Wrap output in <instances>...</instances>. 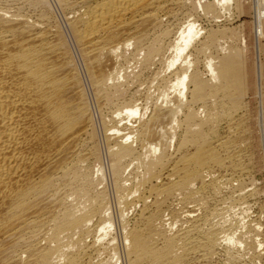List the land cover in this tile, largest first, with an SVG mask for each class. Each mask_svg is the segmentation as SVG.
I'll return each mask as SVG.
<instances>
[{"label":"bare ground","instance_id":"1","mask_svg":"<svg viewBox=\"0 0 264 264\" xmlns=\"http://www.w3.org/2000/svg\"><path fill=\"white\" fill-rule=\"evenodd\" d=\"M54 2L0 0V264H260L244 0Z\"/></svg>","mask_w":264,"mask_h":264},{"label":"rangeland","instance_id":"2","mask_svg":"<svg viewBox=\"0 0 264 264\" xmlns=\"http://www.w3.org/2000/svg\"><path fill=\"white\" fill-rule=\"evenodd\" d=\"M51 2H53L54 4H55V2H54V0H50ZM253 2H254V4H253ZM53 3H51L52 5H53V7L55 6ZM254 5V6H253ZM244 6H245V11L241 14V16L237 19V17H236V15H237V12L234 14V20H233V24L231 23V26L233 25V26H235V25H237L238 26V24L240 25V24H242L243 22V24H242V26H240V28H243V30H244V33H245V36H246V41H247V45H248V47H246V51H245V53H246V56H247V63H248V67H250V68H252L251 70H253V65H254V63H259V62H261L262 63V71H263V80H260V77L259 76H255L256 75V71H255V73H254V70H253V72L252 71H250V68H249V71H250V82H252L251 84H253V83H256V81L255 80H257L258 82L256 83L257 84V87L255 86L256 84H253V86H254V90H251L250 91V94H249V97H248V100H249V103H248V105H250L249 106V109H250V114H251V118H252V121H251V127L253 128V130L255 131V138H253L254 139V141L257 143V147H256V151H255V158H256V160H255V165L257 164V166L255 167V169L256 170H254V176H255V182H256V184L255 185H257L258 187L260 186V188H259V196H258V198L256 197V199H254V201L251 203L252 205H251V209H250V211H248L249 212V214H250V217H251V215H253L252 217H254L255 218V216H257V213L261 216V222H262V230H263V232H264V130L262 129H260V127H264V95H262V92H263V94H264V34H263V37H261L260 39H259V42H258V37H257V35H256V33H255V27H256V13H255V0L253 1H251V0H244ZM52 7V9H53V11H54V9H56V7H57V5H56V7H54L53 8ZM58 8V7H57ZM58 11L60 12V14L62 15V13H61V11H60V9L58 8V10L56 9L55 11H54V14H55V16L56 15H58ZM233 12H235L234 10H233ZM58 15L59 17H57V19H59V20H62L63 19V17L61 16V15ZM197 14H199V13H197ZM202 15V16H201ZM62 17V18H61ZM197 18H196V20H197V24H199L200 22H201V25H200V27L202 26H204L203 28H208L209 26H211L212 24H213V27L215 26V23H211V21H209L208 20V18H205L204 17V15L201 13L200 14V16L199 15H197L196 16ZM199 17V18H198ZM203 17V18H202ZM201 18V19H200ZM205 19V20H204ZM209 22H208V21ZM200 21V22H199ZM207 21V22H206ZM232 22V21H231ZM263 26H264V18H263ZM208 23V24H207ZM209 23H210V25H209ZM206 24V25H205ZM208 25V26H207ZM216 27V26H215ZM240 30V29H239ZM256 39V40H255ZM250 44V45H249ZM258 45V46H257ZM252 54V55H251ZM256 54H257V57H256ZM260 56V57H259ZM262 57V58H261ZM253 63V64H252ZM203 64H201L200 65V67L203 69L204 68V66H202ZM258 73L259 72H257V75H258ZM254 74V75H253ZM257 77V78H256ZM256 78V79H255ZM85 79V78H84ZM254 80V81H253ZM85 81H86V79H85ZM261 83V84H260ZM259 88V93H257V91H256V89H258ZM262 91V92H261ZM262 96V97H261ZM262 104V105H261ZM263 106V107H262ZM252 109V110H251ZM259 109V110H258ZM260 112V113H259ZM261 114V115H260ZM253 116V117H252ZM98 120V119H97ZM256 120H258V121H256ZM258 122V123H257ZM261 122H262V124H261ZM100 124V123H99ZM261 125V126H260ZM97 131H98V136H99V138H100V143H101V145H103L104 144V142H103V140L101 139V128H100V126H98V123H97ZM263 132V133H261V132ZM258 132H260V133H258ZM262 136V137H261ZM261 137V138H260ZM103 143V144H102ZM262 143H263V145H262ZM260 152V153H259ZM262 153V154H261ZM105 160V159H104ZM262 160H263V162H262ZM107 161L105 160V183H104V185H105V187L107 186V187H110V188H108L107 190H108V193L110 194V197H111V203H112V212H113V214H114V216H115V206L113 205V202H114V200L113 199H115V194H114V188H113V184H112V180H111V176H110V173L109 172H107L108 171V164L106 163ZM106 164H107V167H106ZM258 170V171H257ZM107 173L109 174V175H107ZM109 178H110V180H109ZM108 182V183H107ZM110 182V183H109ZM257 182H258V184H257ZM107 184V185H106ZM112 187H111V186ZM106 187V188H107ZM257 187V188H258ZM112 191H111V190ZM111 192V193H110ZM113 194V195H112ZM112 196H113V198H112ZM260 197V198H259ZM259 200V201H258ZM259 202V203H258ZM255 205H254V204ZM260 204V205H259ZM261 206V207H260ZM256 208V209H255ZM263 208V209H262ZM260 209V210H259ZM114 210V211H113ZM261 210H263V211H261ZM263 213V214H262ZM256 214V215H255ZM116 229H117V227H115ZM116 229H115V231H116ZM263 259H261L260 260V264H264V257H262ZM122 262V263H121ZM124 260L122 259L121 261H120V263L121 264H124ZM263 262V263H262Z\"/></svg>","mask_w":264,"mask_h":264}]
</instances>
